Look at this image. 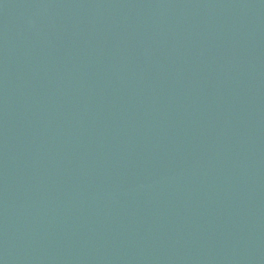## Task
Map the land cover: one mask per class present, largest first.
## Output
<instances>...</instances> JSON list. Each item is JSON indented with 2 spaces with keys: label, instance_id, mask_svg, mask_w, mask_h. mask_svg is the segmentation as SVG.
Returning a JSON list of instances; mask_svg holds the SVG:
<instances>
[{
  "label": "water",
  "instance_id": "95a60500",
  "mask_svg": "<svg viewBox=\"0 0 264 264\" xmlns=\"http://www.w3.org/2000/svg\"><path fill=\"white\" fill-rule=\"evenodd\" d=\"M0 264H264V11L0 0Z\"/></svg>",
  "mask_w": 264,
  "mask_h": 264
}]
</instances>
